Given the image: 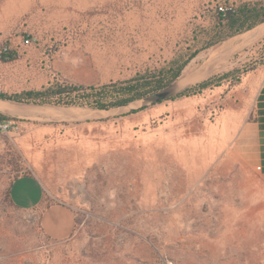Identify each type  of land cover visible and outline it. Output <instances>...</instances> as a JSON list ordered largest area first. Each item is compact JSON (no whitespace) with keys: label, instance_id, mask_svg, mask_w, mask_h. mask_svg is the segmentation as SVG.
<instances>
[{"label":"rangeland","instance_id":"rangeland-1","mask_svg":"<svg viewBox=\"0 0 264 264\" xmlns=\"http://www.w3.org/2000/svg\"><path fill=\"white\" fill-rule=\"evenodd\" d=\"M246 4L264 0H0V52L17 54L0 61V93L54 81L102 87L197 53L179 79L242 39L249 29L238 33L240 23L218 13ZM263 60L264 36L220 59L211 78ZM248 77L135 113L19 120V133L0 134V264H264V174ZM19 105L46 118L99 111ZM23 175L47 205L73 209L68 242L52 243L37 212L11 203L8 189Z\"/></svg>","mask_w":264,"mask_h":264},{"label":"trees","instance_id":"trees-1","mask_svg":"<svg viewBox=\"0 0 264 264\" xmlns=\"http://www.w3.org/2000/svg\"><path fill=\"white\" fill-rule=\"evenodd\" d=\"M219 17L222 20L231 21L234 25L240 23L242 32L245 29H250L259 22L264 21V5L260 7H252L244 5L240 9L228 10L226 15L219 11ZM249 23V25H248ZM32 39L31 37L27 38ZM6 49V50H5ZM193 53L182 64L172 67L168 70H160L157 72H149L139 76L133 80L125 82H116L113 84L104 85L102 87H85L73 85L62 81H54L40 90L22 91L20 93L7 94L0 93V98L9 100L16 104H34V105H49V106H64V107H89L91 109L104 110L110 107L123 105L128 102L140 99L149 94L155 93L173 81H175L182 73L186 65L196 56ZM17 54L14 51L4 48L0 52V61L9 62L15 59ZM264 65V60L259 63ZM257 65L244 70L243 72L235 71L223 75L215 76L208 81H205L197 86L189 88L179 95L168 100H176L182 97H190L202 93L207 88L220 87L223 81H227L230 86H237L241 83L242 78L254 71ZM259 113L264 114V90L258 100ZM6 115L0 114V119H10ZM16 119V118H14ZM19 121L18 119H16ZM261 124V144L264 143V118L259 121ZM263 148V147H261ZM264 149V148H263ZM261 153V171L264 174V150ZM17 179V178H16ZM7 196L10 199L9 189ZM11 201V200H10ZM12 203V202H11Z\"/></svg>","mask_w":264,"mask_h":264},{"label":"water","instance_id":"water-1","mask_svg":"<svg viewBox=\"0 0 264 264\" xmlns=\"http://www.w3.org/2000/svg\"><path fill=\"white\" fill-rule=\"evenodd\" d=\"M261 30H263L262 33H260ZM251 35L253 37H250ZM242 36V39L238 41L234 46L222 51L221 53L213 57L209 63H206L198 71L180 77L165 88L155 93L149 94L145 97L128 102L123 105L72 116L46 118L26 114L25 112H23L21 105L0 98V114L6 115L11 118H16L18 120H30L43 123H61L107 119L124 114L126 111L129 113H135L137 111H141L148 107L162 103L163 101L171 99L172 97L179 95L185 90L209 80L214 75L212 73L213 64L217 63L222 58L231 57L239 51L246 49L264 36V21L247 30Z\"/></svg>","mask_w":264,"mask_h":264},{"label":"crops","instance_id":"crops-1","mask_svg":"<svg viewBox=\"0 0 264 264\" xmlns=\"http://www.w3.org/2000/svg\"><path fill=\"white\" fill-rule=\"evenodd\" d=\"M248 82L255 93L257 111V116L249 129L253 130V133L254 130L258 131L257 137L261 167V149L264 148V143L261 144V124L259 121L261 120V117L264 118V114L261 115L259 113L258 100L264 90V65L257 66L254 71L249 73ZM262 129L264 131V127ZM28 177L31 178L29 175L20 176L11 183L9 193L12 204L20 210L37 212L40 218L41 230L45 237H47L52 243L63 244L68 242L73 237L77 226L73 209L67 205L59 203H51L47 205L45 202V194L41 191L39 185H37V189L34 187V189L30 191L26 185L29 184L31 186V181L27 184L21 183ZM18 182H20L21 187L19 191L16 187Z\"/></svg>","mask_w":264,"mask_h":264},{"label":"built area","instance_id":"built-area-1","mask_svg":"<svg viewBox=\"0 0 264 264\" xmlns=\"http://www.w3.org/2000/svg\"><path fill=\"white\" fill-rule=\"evenodd\" d=\"M220 12L226 15L228 10H232V7H223L219 8ZM6 50V49H5ZM20 132V122L14 118L2 120L0 119V134L5 136H10L12 134H17Z\"/></svg>","mask_w":264,"mask_h":264},{"label":"bare ground","instance_id":"bare-ground-1","mask_svg":"<svg viewBox=\"0 0 264 264\" xmlns=\"http://www.w3.org/2000/svg\"><path fill=\"white\" fill-rule=\"evenodd\" d=\"M262 31H263V30H261L260 33H262ZM251 37H253V36L251 35ZM223 49H224V48H223ZM223 49H222V50H223ZM220 50H221V49H220ZM219 52H220V51H219ZM216 53H217V52H216ZM217 54H218V53H217ZM219 62H220V60H219L217 63L213 64V65H212V68L215 67L217 64H219ZM35 109H36V108H35ZM25 111H27V110H25ZM36 111H37V109H36ZM30 112H31V111H30ZM80 113H81V112H80ZM77 114H79V113H77ZM77 114H74V115H77ZM68 116H72V115H68Z\"/></svg>","mask_w":264,"mask_h":264}]
</instances>
